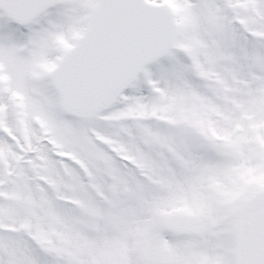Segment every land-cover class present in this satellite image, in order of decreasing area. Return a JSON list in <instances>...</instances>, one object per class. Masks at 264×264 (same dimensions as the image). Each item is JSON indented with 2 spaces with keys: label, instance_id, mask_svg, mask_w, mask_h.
<instances>
[{
  "label": "snow or ice",
  "instance_id": "obj_1",
  "mask_svg": "<svg viewBox=\"0 0 264 264\" xmlns=\"http://www.w3.org/2000/svg\"><path fill=\"white\" fill-rule=\"evenodd\" d=\"M0 264H264V0H0Z\"/></svg>",
  "mask_w": 264,
  "mask_h": 264
}]
</instances>
